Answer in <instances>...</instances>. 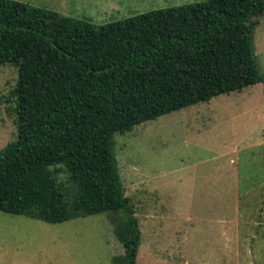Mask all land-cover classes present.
<instances>
[{"label": "trees", "instance_id": "trees-1", "mask_svg": "<svg viewBox=\"0 0 264 264\" xmlns=\"http://www.w3.org/2000/svg\"><path fill=\"white\" fill-rule=\"evenodd\" d=\"M263 14L264 0H203L94 24L0 0V65L16 67L0 211L47 223L119 212L116 264H136L114 135L264 81L252 41Z\"/></svg>", "mask_w": 264, "mask_h": 264}, {"label": "rangeland", "instance_id": "rangeland-1", "mask_svg": "<svg viewBox=\"0 0 264 264\" xmlns=\"http://www.w3.org/2000/svg\"><path fill=\"white\" fill-rule=\"evenodd\" d=\"M129 1L120 14L203 0ZM252 41L264 76V14ZM15 79L16 67L1 64L0 149L15 138ZM114 140L139 229L136 264H264V81L141 122ZM118 216L47 223L0 211V264H116Z\"/></svg>", "mask_w": 264, "mask_h": 264}, {"label": "crops", "instance_id": "crops-1", "mask_svg": "<svg viewBox=\"0 0 264 264\" xmlns=\"http://www.w3.org/2000/svg\"><path fill=\"white\" fill-rule=\"evenodd\" d=\"M24 3L54 10L65 16H76L94 24L127 17L132 14H120L123 8L129 7V0H18ZM103 17L92 20L91 17ZM96 19V18H95Z\"/></svg>", "mask_w": 264, "mask_h": 264}]
</instances>
